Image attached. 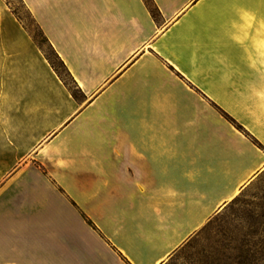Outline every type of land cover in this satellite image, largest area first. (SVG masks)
<instances>
[{
  "label": "crops",
  "instance_id": "crops-1",
  "mask_svg": "<svg viewBox=\"0 0 264 264\" xmlns=\"http://www.w3.org/2000/svg\"><path fill=\"white\" fill-rule=\"evenodd\" d=\"M0 1V264H164L264 170V0Z\"/></svg>",
  "mask_w": 264,
  "mask_h": 264
},
{
  "label": "rangeland",
  "instance_id": "rangeland-1",
  "mask_svg": "<svg viewBox=\"0 0 264 264\" xmlns=\"http://www.w3.org/2000/svg\"><path fill=\"white\" fill-rule=\"evenodd\" d=\"M0 1L42 41L22 0ZM164 264H264V170Z\"/></svg>",
  "mask_w": 264,
  "mask_h": 264
},
{
  "label": "trees",
  "instance_id": "trees-1",
  "mask_svg": "<svg viewBox=\"0 0 264 264\" xmlns=\"http://www.w3.org/2000/svg\"><path fill=\"white\" fill-rule=\"evenodd\" d=\"M23 2V1H22ZM145 4L148 6V8L150 9V12L152 14V16L155 18V20H159L160 19V13L157 9V7L154 5L152 0H144ZM24 4V3H23ZM25 5V4H24ZM26 7V6H25ZM27 8V7H26ZM28 10V9H27ZM15 14V16L18 18V16L16 15L15 12H13ZM29 16L31 17L32 21L34 22V24L36 25L38 32H39V36L41 37V42H39L37 40V36L35 35H31L34 42L37 44V46L39 47V49L41 50V52L43 53L44 57L46 58V60L48 61V63L50 64V66L52 67V69L55 71V73L58 75V77L62 80V82L68 87V89L70 90V92L72 93L73 97L76 100H81L83 98V94L81 92V90L78 88L75 80L73 79L72 75L70 74V72L68 71L66 65L64 64V62L62 61V59L59 57V55L57 54V52L55 51V49L53 48V46L49 43L48 39L46 38V36L44 35L43 31L40 29V27L36 24L35 20L32 18L30 12L28 11ZM20 20V18H18ZM42 45H45L47 47V51L43 50ZM236 198H234L233 200H235ZM232 200V201H233ZM231 201V202H232ZM229 204V203H228ZM213 219V218H212ZM207 225V224H206ZM205 225V226H206ZM203 226V227H205ZM202 227V228H203ZM201 228V229H202ZM200 229V230H201ZM199 230V231H200ZM188 242V241H187ZM186 242V243H187ZM185 243V244H186ZM184 244V245H185ZM183 245V246H184ZM182 246V247H183Z\"/></svg>",
  "mask_w": 264,
  "mask_h": 264
}]
</instances>
